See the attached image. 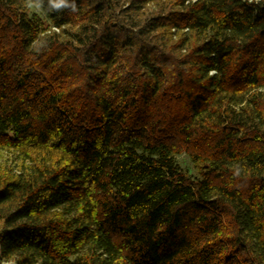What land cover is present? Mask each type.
I'll list each match as a JSON object with an SVG mask.
<instances>
[{
  "label": "trees",
  "instance_id": "16d2710c",
  "mask_svg": "<svg viewBox=\"0 0 264 264\" xmlns=\"http://www.w3.org/2000/svg\"><path fill=\"white\" fill-rule=\"evenodd\" d=\"M68 2L0 0V264H264V0Z\"/></svg>",
  "mask_w": 264,
  "mask_h": 264
},
{
  "label": "rangeland",
  "instance_id": "374dc122",
  "mask_svg": "<svg viewBox=\"0 0 264 264\" xmlns=\"http://www.w3.org/2000/svg\"><path fill=\"white\" fill-rule=\"evenodd\" d=\"M29 3L33 4L32 8L28 7L29 13H37L40 17L43 19L47 20L48 16V10L41 4L37 8L36 5L37 3L30 1ZM179 163L183 165L184 167H188L190 170L191 164L188 162L187 157L184 155L179 156L178 158ZM19 168V162L16 154L12 153L11 151H5V150H0V174H6V170L8 169H13L16 171ZM11 261H3L2 264H11Z\"/></svg>",
  "mask_w": 264,
  "mask_h": 264
},
{
  "label": "clouds",
  "instance_id": "9594fccd",
  "mask_svg": "<svg viewBox=\"0 0 264 264\" xmlns=\"http://www.w3.org/2000/svg\"><path fill=\"white\" fill-rule=\"evenodd\" d=\"M49 4L51 5V9H61L62 7H70L72 11L76 10L75 3L69 4L68 0H48ZM40 5L37 4L36 7L38 8ZM27 7L32 8L33 4L28 3Z\"/></svg>",
  "mask_w": 264,
  "mask_h": 264
}]
</instances>
